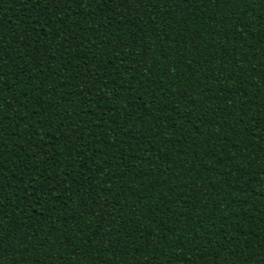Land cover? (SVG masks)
Returning a JSON list of instances; mask_svg holds the SVG:
<instances>
[{
	"label": "trees",
	"instance_id": "trees-1",
	"mask_svg": "<svg viewBox=\"0 0 264 264\" xmlns=\"http://www.w3.org/2000/svg\"><path fill=\"white\" fill-rule=\"evenodd\" d=\"M0 264H264V0H0Z\"/></svg>",
	"mask_w": 264,
	"mask_h": 264
},
{
	"label": "snow or ice",
	"instance_id": "snow-or-ice-1",
	"mask_svg": "<svg viewBox=\"0 0 264 264\" xmlns=\"http://www.w3.org/2000/svg\"><path fill=\"white\" fill-rule=\"evenodd\" d=\"M0 244H2V240H0Z\"/></svg>",
	"mask_w": 264,
	"mask_h": 264
}]
</instances>
